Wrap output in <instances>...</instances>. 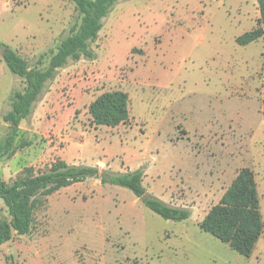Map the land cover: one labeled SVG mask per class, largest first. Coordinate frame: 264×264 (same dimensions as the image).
<instances>
[{
    "label": "rangeland",
    "instance_id": "1",
    "mask_svg": "<svg viewBox=\"0 0 264 264\" xmlns=\"http://www.w3.org/2000/svg\"><path fill=\"white\" fill-rule=\"evenodd\" d=\"M76 20L70 0H0V42L33 64ZM259 29L256 0L116 3L91 43L96 57L59 68L20 121L0 178L57 158L140 168L146 193L190 215L164 219L129 189L87 177L44 199L28 233L0 243V264H264V38L235 41ZM22 86L0 55V137L7 97ZM115 89L127 93L128 119L96 125L89 103ZM243 166L254 172L263 221L248 257L198 225Z\"/></svg>",
    "mask_w": 264,
    "mask_h": 264
},
{
    "label": "trees",
    "instance_id": "2",
    "mask_svg": "<svg viewBox=\"0 0 264 264\" xmlns=\"http://www.w3.org/2000/svg\"><path fill=\"white\" fill-rule=\"evenodd\" d=\"M77 12L68 33L54 48L37 56L33 64L14 49L0 42L1 59L8 70L23 81L21 89H12L7 97L9 109L2 114L7 131L0 137V159L15 146L20 121L27 118L47 85L59 68L69 60L94 59L91 43L103 26L113 6L123 0H70ZM260 29L244 32L236 37L240 45L248 44L259 36L264 38V0H256ZM261 115L264 120V56L262 60ZM88 112L96 125L117 126L129 117L128 96L120 89L104 91L88 105ZM142 169L124 172L111 171L91 165H75L57 158L48 168L29 172L11 180L0 178V200L7 209V216L0 217V243L31 229L36 208L49 195L87 177L98 178L101 183L115 184L129 189L144 205L164 219L184 220L189 217L186 207L169 205L146 193L142 185ZM199 227L228 244L240 255L248 257L259 239L263 221L260 212L254 172L241 167L218 201L198 222Z\"/></svg>",
    "mask_w": 264,
    "mask_h": 264
},
{
    "label": "crops",
    "instance_id": "3",
    "mask_svg": "<svg viewBox=\"0 0 264 264\" xmlns=\"http://www.w3.org/2000/svg\"><path fill=\"white\" fill-rule=\"evenodd\" d=\"M179 207V206H178ZM187 208V207H186ZM190 210V209H189Z\"/></svg>",
    "mask_w": 264,
    "mask_h": 264
}]
</instances>
